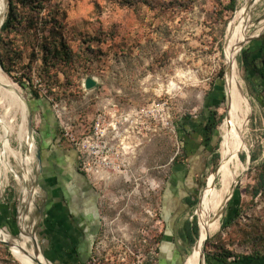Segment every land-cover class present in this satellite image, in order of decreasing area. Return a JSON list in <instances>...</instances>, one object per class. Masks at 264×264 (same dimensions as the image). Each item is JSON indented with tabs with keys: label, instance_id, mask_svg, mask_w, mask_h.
Returning a JSON list of instances; mask_svg holds the SVG:
<instances>
[{
	"label": "rangeland",
	"instance_id": "1",
	"mask_svg": "<svg viewBox=\"0 0 264 264\" xmlns=\"http://www.w3.org/2000/svg\"><path fill=\"white\" fill-rule=\"evenodd\" d=\"M230 2L7 0L0 27V66L28 103L37 148L35 156L29 152L27 140L19 138L21 112L11 111L7 117L11 120L12 152L8 162L19 175L26 174L29 167L33 169L35 182L26 186L33 192L35 207L24 206L23 210L30 213L28 224L48 261L75 263L62 261L43 245L48 236L46 221L51 217L46 213V203L53 200L55 188L46 184L47 152L55 162L65 155H76V168L80 167L97 187L100 223L94 242L89 230L86 243L79 245L80 257L88 261L86 264H142L149 256L147 245L156 248L164 230L160 219L162 187L180 139L174 126L212 100L218 118L219 159L204 177L197 204L187 215L197 216V239L200 237V217L195 213L211 192L212 177L217 188L221 185L216 170L221 166L225 120L230 110L226 48L244 0H237L233 11ZM11 9L14 21L5 30ZM249 12L248 38L236 52L242 89L251 104L244 131L247 148L239 152L241 176L222 212L220 228L207 241V264H225L213 257L227 251L264 253V191L252 195L257 173L264 169V79L251 67L243 68L241 61L242 49L264 38V0H258ZM252 59L264 63L261 55ZM87 77L96 79L95 87L86 88ZM33 92L43 98L36 99ZM5 97L0 91V114L7 108ZM147 108L160 110L158 115L169 124L161 121L149 128L150 121L142 120L146 116L140 117ZM48 117L57 124L51 127ZM98 121L107 137L94 135ZM61 148L72 151L63 152V156ZM252 151L259 156L255 162L249 158ZM28 157H32V164L22 161ZM13 176L7 171L1 186L0 223L6 233L18 238L22 190ZM235 208L239 216L222 228V219L232 215ZM136 240L143 242L142 253L135 250ZM195 244L186 246L179 264L186 262ZM0 264H22L3 242ZM154 264H159L158 255ZM228 264H264V258H232Z\"/></svg>",
	"mask_w": 264,
	"mask_h": 264
},
{
	"label": "crops",
	"instance_id": "2",
	"mask_svg": "<svg viewBox=\"0 0 264 264\" xmlns=\"http://www.w3.org/2000/svg\"><path fill=\"white\" fill-rule=\"evenodd\" d=\"M248 49L252 53L251 57L261 55L264 61V38L254 40ZM213 103L207 100L202 110L183 116L181 122L174 126V129L177 128V138H180L174 156L178 159L169 165L162 187L161 211L166 233L162 237L159 264L181 263V256L188 244L182 240L179 232L194 208L189 205L188 199L198 197L204 177L216 164L214 155L217 153L219 138L217 126H214L218 118L211 107ZM53 117H48L51 127L54 122L57 124ZM61 150L63 156V152L72 151ZM50 156L47 152L45 177L47 187H55V195L52 196L53 200L49 199L46 203V213L51 214V217L46 221L49 223L46 229L48 236L43 240V245L61 256L62 261L76 262L77 258L82 259L77 250L79 245L86 243L89 230L91 243L94 242L101 217L99 195L92 178L90 183L86 173L80 167L76 168V155L75 158L73 155H65L64 159L56 162Z\"/></svg>",
	"mask_w": 264,
	"mask_h": 264
},
{
	"label": "bare ground",
	"instance_id": "3",
	"mask_svg": "<svg viewBox=\"0 0 264 264\" xmlns=\"http://www.w3.org/2000/svg\"><path fill=\"white\" fill-rule=\"evenodd\" d=\"M257 1L258 0H244L243 5L238 10L236 15V28L231 30V34L229 36L230 38L226 48V61L228 64L226 93L228 95L230 110L225 120L222 142V160L221 166L218 169L221 185L217 188L214 183L215 177H212L211 192L197 209V214L200 217L202 233L196 241L192 254L187 257L184 264H207L205 258L206 243L210 235L220 228L222 212L228 201L231 199L234 188L241 176L238 172L241 166L239 152L245 147L247 148L244 141V131L247 126V122L249 121L248 118L250 117L251 104L242 89L243 87L238 72L239 68L237 69L238 66L236 65V52L240 48L241 44L248 38L246 24L249 19V10L255 3H257ZM4 13L5 0H0V22ZM0 91L2 94L6 95L8 99L5 113L0 114V131H3V135H0V190L4 183L7 171L14 174L13 177L18 180L22 190V206L20 211L21 226L20 234L18 235L19 237L13 238L14 236L6 233L3 229H0V239L8 241L12 244L11 251L22 264H53L47 259H43L42 256L38 257V254H40V245L39 243H37L38 245L36 244V242H38L37 237L33 232V227L28 224L30 221V213H25L23 210L24 206L31 208L34 203L32 199L33 192L32 190H29L27 187L28 185L26 186L28 182H35L33 169L32 167H29L26 174L19 175L12 169V165L10 166L8 162V156L11 152V139L9 140L11 120L8 121L7 117L11 111L20 110L22 121L18 129L19 138L27 140L29 152L34 153L35 156H37V151L34 133L28 124V103L21 95L16 85L12 83L4 74L1 66ZM2 107L3 105L1 108ZM21 132L22 134H20ZM22 161L32 164V157H28ZM33 207H35V205H33Z\"/></svg>",
	"mask_w": 264,
	"mask_h": 264
},
{
	"label": "trees",
	"instance_id": "4",
	"mask_svg": "<svg viewBox=\"0 0 264 264\" xmlns=\"http://www.w3.org/2000/svg\"><path fill=\"white\" fill-rule=\"evenodd\" d=\"M237 6V0H231L230 4H229V9L230 10H235ZM14 10L11 9V11H9V14L7 16V19L4 23V27L5 30L8 29L10 27V25L12 24V22L14 21ZM242 56H241V61H242V66L243 68H252L259 76H261L264 79V63L262 64H258L257 60H253L251 57V51L248 48H243L242 52H241ZM33 95L36 99H40L43 97H40V95L37 92H33ZM45 99V98H44ZM47 100V99H46ZM215 127L217 126V121L216 124L214 125ZM59 126L57 128L58 134H59ZM58 139V137H57ZM259 158L258 154L256 152H251L250 153V161L251 162H255L257 161ZM178 159V157L174 158L173 162H176ZM219 159V153H216L214 155V161L215 163H217V160ZM264 191V169H260L259 172L257 173V177H256V182L253 185V189H252V195L253 196H257L260 193H262ZM198 199L194 198V199H188V203L191 207L195 206L197 204ZM234 212L232 213V215H226L223 219H222V228H226L229 225H231L234 220L239 216V209L235 208V210H233ZM160 219L163 220V224L166 226V223L163 219L162 216V212L160 214ZM1 224V223H0ZM166 233V227L163 230V233L160 237H158L157 239V246L156 248L154 247H149L147 245L148 250L146 249L147 254H149V256L147 257L146 261H144L142 264H154L155 261H157V255H158V259H159V254H160V247H161V242H162V237L165 235ZM180 236L182 238V240L187 243L190 246H193L196 242V239L199 235V225L197 222V216L192 215V219H187L182 228L180 229ZM146 242V240L144 241ZM142 240H139L138 242H136L135 246V250L136 252L142 253V248L143 244H142ZM207 244V243H206ZM154 246V245H153ZM206 248V246H205ZM134 252V256H137V253ZM157 254V255H156ZM78 257V255H77ZM213 258L217 259L220 262H223L225 264H228L230 262V260L233 258L235 261H243L247 258H254V259H261L264 258V253L260 252V251H256L252 254L246 255V254H235L232 251H227L224 253H221L220 255H215ZM88 261L77 258L76 262L74 264H86Z\"/></svg>",
	"mask_w": 264,
	"mask_h": 264
},
{
	"label": "built area",
	"instance_id": "5",
	"mask_svg": "<svg viewBox=\"0 0 264 264\" xmlns=\"http://www.w3.org/2000/svg\"><path fill=\"white\" fill-rule=\"evenodd\" d=\"M158 114L161 115L160 110L155 109V108H147V109L141 111V113H140L141 116L140 117L142 118L143 116H146V119H142V120H144V121L145 120L150 121L149 124H148V126L151 125V124L152 125H158V123H160L161 121L162 122L164 121V123H166L168 125L169 124V121L168 120H165L166 118H164V120H163V117L160 116V115H158ZM140 117H138V118H140ZM144 121H141L140 120V123H144ZM149 128H151V127L149 126ZM94 129H95V131H94V135L95 136H97V137H104V136H106L107 137L108 134L106 133V130H104L101 127V121H98V123L94 127ZM93 137L94 136H91V140L93 139ZM91 146H92V144H91ZM91 169H93V168H91ZM95 171L96 172H99L100 170L99 169H96Z\"/></svg>",
	"mask_w": 264,
	"mask_h": 264
},
{
	"label": "water",
	"instance_id": "6",
	"mask_svg": "<svg viewBox=\"0 0 264 264\" xmlns=\"http://www.w3.org/2000/svg\"><path fill=\"white\" fill-rule=\"evenodd\" d=\"M6 5H7V0H5V7H6ZM3 19H4V15H3V18H2V20H1V22H0V27H1L2 23H3ZM96 84H97V81H96V79H94L93 77H87L86 80H85V86H86L87 89H91V88L95 87ZM30 120H31V119H29V127L31 128ZM249 158H250V157H249ZM216 173H218V170H216ZM195 214H197V211H196ZM198 225H199V223H198ZM0 229H2V228H1V224H0ZM208 239H209V238H208ZM36 241H37V240H36ZM0 242H3L4 244H6L7 246H9L10 248H11V246H12V244H11L10 242L5 241V240H1V239H0ZM37 243H38V242H36V244H37ZM37 245H38V244H37ZM41 256H42L43 259L45 258L44 255H43V253L41 252V247H40V254H38V257H41ZM45 259H46V258H45ZM53 264H54V263H53ZM55 264H56V263H55ZM183 264H184V263H183Z\"/></svg>",
	"mask_w": 264,
	"mask_h": 264
},
{
	"label": "flooded vegetation",
	"instance_id": "7",
	"mask_svg": "<svg viewBox=\"0 0 264 264\" xmlns=\"http://www.w3.org/2000/svg\"><path fill=\"white\" fill-rule=\"evenodd\" d=\"M35 145H36V144H35ZM36 151H37V148H36ZM173 160H174V156H173V158L171 159V163H173ZM171 163H170V164H171ZM138 241H139V240H136V242H138ZM136 242L134 243V246H137V245H136Z\"/></svg>",
	"mask_w": 264,
	"mask_h": 264
}]
</instances>
